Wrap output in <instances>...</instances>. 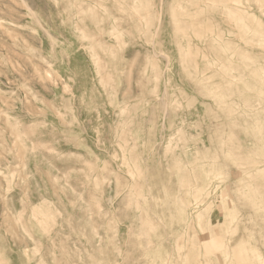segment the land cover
Segmentation results:
<instances>
[{
	"label": "rangeland",
	"instance_id": "374dc122",
	"mask_svg": "<svg viewBox=\"0 0 264 264\" xmlns=\"http://www.w3.org/2000/svg\"><path fill=\"white\" fill-rule=\"evenodd\" d=\"M0 264H264V0H0Z\"/></svg>",
	"mask_w": 264,
	"mask_h": 264
}]
</instances>
